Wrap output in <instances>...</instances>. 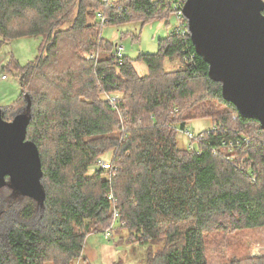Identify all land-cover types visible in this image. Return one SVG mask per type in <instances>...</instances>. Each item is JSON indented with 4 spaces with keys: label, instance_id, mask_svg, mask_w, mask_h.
Returning a JSON list of instances; mask_svg holds the SVG:
<instances>
[{
    "label": "trees",
    "instance_id": "obj_1",
    "mask_svg": "<svg viewBox=\"0 0 264 264\" xmlns=\"http://www.w3.org/2000/svg\"><path fill=\"white\" fill-rule=\"evenodd\" d=\"M175 2L185 0H0V47L19 36L43 39L35 61L3 65L19 77L22 90L3 112L5 119L9 112L30 114L27 138L39 147L46 191L38 202L10 181L0 188V221L10 219L0 229V264L75 263L87 236L109 226L114 205L126 222L121 228L150 246L147 264H207L205 233L264 226V129L224 98L222 83L209 76L208 62L196 52L187 18L182 15L185 32L174 28L159 40L156 53L138 55L147 65L145 75L134 59L117 57V42L102 36L107 23L169 18ZM71 5L77 8L74 47L86 41L84 29L91 30L87 49L95 56L88 60L76 49L69 54L60 48L63 33L57 27ZM90 9L108 21L89 26ZM174 57L187 65L164 69ZM39 85L52 86L53 95ZM108 94L116 96V105ZM206 98L236 112L239 124H257L255 135L235 134L234 121L222 111L221 131H205L196 145L180 146L174 120L186 128L183 109L196 102L204 113ZM121 115L128 129L124 140ZM231 141L235 151L225 154L222 148ZM48 142H54L53 150H44ZM107 151L117 174L109 178L102 168L89 173Z\"/></svg>",
    "mask_w": 264,
    "mask_h": 264
},
{
    "label": "rangeland",
    "instance_id": "obj_2",
    "mask_svg": "<svg viewBox=\"0 0 264 264\" xmlns=\"http://www.w3.org/2000/svg\"><path fill=\"white\" fill-rule=\"evenodd\" d=\"M114 1L117 0H111V2ZM76 10L77 8L75 9L74 5H71L68 16L59 20L57 28L61 30V33H63L61 36L60 48L63 52L68 51L69 54H72L73 49H76L79 55L88 60L87 58L95 56L94 53H89L91 49H87L89 46V36L91 35V30L89 28L84 29V37L87 39L85 42L77 44L76 47H74V45L77 42V37L75 35H73L74 37L71 36L74 34L71 29H73ZM96 22L97 13H95L94 9H90L87 14V24L92 26ZM179 24L180 21L173 12L169 18L153 20L144 24L138 20L124 23L111 22L105 24L101 30L104 39L111 42H117L118 45L124 46V55L134 59L133 62L139 74L145 75L148 73L147 65L144 61L138 59V55L141 53H156L158 50L159 40L166 37L174 28L179 26ZM42 41L43 39L41 36H19L13 38L0 47V64L8 66L12 63L18 62L20 66L28 65L40 56ZM103 56H105V53ZM186 65V61H182L179 57H174L173 59L165 60L164 69H180ZM44 88L50 95H53L52 86L43 87L42 85H39L38 90L42 92ZM29 90L31 91L29 93L32 98L34 95L35 100L39 101V98L37 97V90L31 89L30 87ZM21 93V83L15 72H9L8 79L6 80L0 79V104L5 103L4 105H6L14 103L19 98ZM117 94L119 95V93ZM31 96L29 99H31ZM101 97L104 99L106 98V96ZM26 102L28 101L25 100L23 106ZM45 103L46 102H44V104ZM195 103L192 104V108H190L192 106L191 105L189 107L190 109H183L181 114V118H185L183 120H185L187 124L185 130L194 133L195 136L200 135L201 133L203 134V132L208 130H214L217 132L221 131L222 124L219 123L221 117L220 119H217V117L222 115V111L224 112L223 116L228 115L231 117V121H234L232 126L235 134H239L241 137L246 138L255 135L256 129L258 128L257 124L253 122L247 123L246 125L239 124L237 113L227 111L228 108L217 99L212 98L207 100L206 98L204 100L203 104L205 105L206 110L204 113H201L196 109L197 104ZM201 109L203 110V108ZM211 112L213 113L212 115H210ZM189 114L192 115V117H188ZM13 117L14 115H12V112H9L7 119L11 120ZM174 121L176 122H173V124L178 126V120ZM179 130L180 131L177 130V141L180 146L188 148L192 145V143L196 145L195 140L190 139L186 133L182 131V129L179 128ZM117 133L118 131H115L111 136L116 137ZM46 147L53 150L54 142L52 145L51 142L44 144V150H47ZM234 149L235 147H228L226 145L222 148L225 154L233 153L235 151ZM110 155L111 151H107L104 153L103 157L105 159H109ZM94 171L95 170H90L89 173H93ZM7 194H9L10 197L13 195V193ZM7 200L8 199H6V201ZM3 203L5 204L4 201ZM9 221L10 219L7 220L6 218L5 220L0 221V229L4 227V224L7 226ZM3 222L4 224H2ZM92 234L95 237L91 240V242L98 240L100 248H102L103 244L108 243L114 246L117 249V258L114 260V263H109L108 261H104L100 254V256L95 259V263H93L91 260L87 261V259H85L88 256V251H86L84 254L85 258L80 264H147V257L151 248L149 245H145L137 240H134V233L130 230L118 227L113 231V234L109 239L105 238L103 231H97ZM204 240L206 243L205 252L207 264H258L254 261V259H259L264 263V226L244 228L242 230L229 232H207L204 234ZM160 245L161 244H154L153 248L157 249ZM76 262L77 260L73 264H76ZM47 264L54 263L47 262Z\"/></svg>",
    "mask_w": 264,
    "mask_h": 264
},
{
    "label": "water",
    "instance_id": "obj_3",
    "mask_svg": "<svg viewBox=\"0 0 264 264\" xmlns=\"http://www.w3.org/2000/svg\"><path fill=\"white\" fill-rule=\"evenodd\" d=\"M183 15L209 76L222 83L226 100L264 129V0H185ZM31 116L4 118L0 107V188L8 181L22 194L46 198L37 143L27 138Z\"/></svg>",
    "mask_w": 264,
    "mask_h": 264
},
{
    "label": "built area",
    "instance_id": "obj_4",
    "mask_svg": "<svg viewBox=\"0 0 264 264\" xmlns=\"http://www.w3.org/2000/svg\"><path fill=\"white\" fill-rule=\"evenodd\" d=\"M104 1L111 3V0H104ZM183 5H184V3H182V2H175L174 5H173L174 13L176 14V16L178 17V19L180 21V24H179V26L176 27V29L181 31V32H185V25H184V22H183V19H182V15H183L182 8H183ZM97 19L100 20L101 23H106L108 21V19L104 16V14L102 12H97ZM123 51H124V46L117 45L116 55H117V57L119 59H122V57L124 55ZM8 75H9V73H7L4 70L3 65L0 64V79H2V80L8 79ZM108 98H109L110 103L112 105H116V96L115 95L108 94ZM121 125H122V134H123L121 140H124L126 135H127L128 129H127V125L125 124V120L123 119L122 115H121ZM176 128H177L178 131H180L179 128L182 129V131L185 132L186 135L192 140L196 141V140L200 139L199 135L195 136L194 133L185 130V128H182V127H179V126H177ZM225 145L228 146V147H234V143L232 141L229 142V143H226ZM190 147H192V145H190ZM198 153H199V151H198ZM103 156L99 157L90 166L89 169L90 170H96V169H100V168L105 169V170H107L109 172V178H112L113 176H115L117 174L119 168H118V166L116 164L113 163L112 153H111L109 159H105ZM110 198L112 200H115V197H114L113 193H111ZM112 213H113L112 214V216H113L112 221L110 222L109 226L106 227L103 230L104 236L107 239H109L112 236L114 230H116L118 227H121V226L126 224L125 221H122L120 219L119 210L117 209V207L115 205L113 206Z\"/></svg>",
    "mask_w": 264,
    "mask_h": 264
},
{
    "label": "crops",
    "instance_id": "obj_5",
    "mask_svg": "<svg viewBox=\"0 0 264 264\" xmlns=\"http://www.w3.org/2000/svg\"><path fill=\"white\" fill-rule=\"evenodd\" d=\"M4 104L5 103H1L0 107L4 108V107L11 105L12 103H9L6 105ZM92 233H90L87 236L84 249H83V256L77 260L76 264L82 263V261L85 258L84 254L86 251H88L87 252L88 256L85 258L87 259V261L91 260V262L95 263V259L98 258V256H100L101 254L102 259L104 261H108L109 263H114V260L117 258V249L114 246L110 245L109 243L103 244L102 248H100V245L98 244V240L91 242V240L95 237Z\"/></svg>",
    "mask_w": 264,
    "mask_h": 264
},
{
    "label": "bare ground",
    "instance_id": "obj_6",
    "mask_svg": "<svg viewBox=\"0 0 264 264\" xmlns=\"http://www.w3.org/2000/svg\"><path fill=\"white\" fill-rule=\"evenodd\" d=\"M116 50V49H115ZM116 52V51H115Z\"/></svg>",
    "mask_w": 264,
    "mask_h": 264
}]
</instances>
